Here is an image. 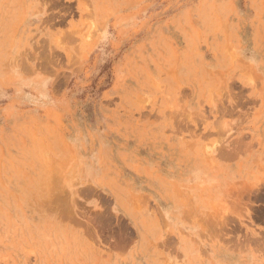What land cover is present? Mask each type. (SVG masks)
Masks as SVG:
<instances>
[{"label": "rangeland", "instance_id": "1", "mask_svg": "<svg viewBox=\"0 0 264 264\" xmlns=\"http://www.w3.org/2000/svg\"><path fill=\"white\" fill-rule=\"evenodd\" d=\"M0 264H264V0H0Z\"/></svg>", "mask_w": 264, "mask_h": 264}, {"label": "bare ground", "instance_id": "2", "mask_svg": "<svg viewBox=\"0 0 264 264\" xmlns=\"http://www.w3.org/2000/svg\"><path fill=\"white\" fill-rule=\"evenodd\" d=\"M239 92V91H238ZM211 109V108H210ZM260 118V117H259ZM243 135V134H242Z\"/></svg>", "mask_w": 264, "mask_h": 264}]
</instances>
